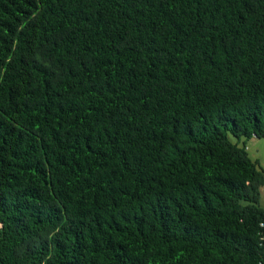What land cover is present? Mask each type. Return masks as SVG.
<instances>
[{"label":"trees","instance_id":"trees-1","mask_svg":"<svg viewBox=\"0 0 264 264\" xmlns=\"http://www.w3.org/2000/svg\"><path fill=\"white\" fill-rule=\"evenodd\" d=\"M261 137L264 0H0V264H264Z\"/></svg>","mask_w":264,"mask_h":264},{"label":"rangeland","instance_id":"rangeland-1","mask_svg":"<svg viewBox=\"0 0 264 264\" xmlns=\"http://www.w3.org/2000/svg\"><path fill=\"white\" fill-rule=\"evenodd\" d=\"M247 152L252 160H257L258 165L264 168V137L250 139L247 143ZM260 200L261 205L264 206V186L261 187Z\"/></svg>","mask_w":264,"mask_h":264},{"label":"built area","instance_id":"built-area-1","mask_svg":"<svg viewBox=\"0 0 264 264\" xmlns=\"http://www.w3.org/2000/svg\"><path fill=\"white\" fill-rule=\"evenodd\" d=\"M253 137H255V134H252Z\"/></svg>","mask_w":264,"mask_h":264},{"label":"crops","instance_id":"crops-1","mask_svg":"<svg viewBox=\"0 0 264 264\" xmlns=\"http://www.w3.org/2000/svg\"><path fill=\"white\" fill-rule=\"evenodd\" d=\"M261 201V200H260ZM262 206V205H261ZM262 207H264V206H262Z\"/></svg>","mask_w":264,"mask_h":264}]
</instances>
